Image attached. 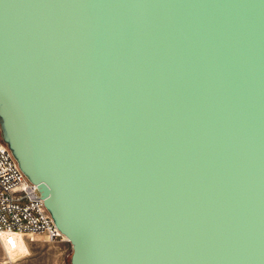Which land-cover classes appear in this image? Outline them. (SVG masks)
<instances>
[{"label": "water", "instance_id": "1", "mask_svg": "<svg viewBox=\"0 0 264 264\" xmlns=\"http://www.w3.org/2000/svg\"><path fill=\"white\" fill-rule=\"evenodd\" d=\"M0 130L71 264H264V0H0Z\"/></svg>", "mask_w": 264, "mask_h": 264}, {"label": "built area", "instance_id": "2", "mask_svg": "<svg viewBox=\"0 0 264 264\" xmlns=\"http://www.w3.org/2000/svg\"><path fill=\"white\" fill-rule=\"evenodd\" d=\"M39 233L51 241H69L55 224L37 184L0 137V240L5 244L8 235L24 238Z\"/></svg>", "mask_w": 264, "mask_h": 264}, {"label": "rangeland", "instance_id": "3", "mask_svg": "<svg viewBox=\"0 0 264 264\" xmlns=\"http://www.w3.org/2000/svg\"><path fill=\"white\" fill-rule=\"evenodd\" d=\"M4 241L6 245L0 240V264H71L69 241H51L43 233L24 238L8 235Z\"/></svg>", "mask_w": 264, "mask_h": 264}, {"label": "trees", "instance_id": "4", "mask_svg": "<svg viewBox=\"0 0 264 264\" xmlns=\"http://www.w3.org/2000/svg\"><path fill=\"white\" fill-rule=\"evenodd\" d=\"M0 137H1V139H2V141L4 142V140H3V138H2V135H1V132H0ZM5 143V142H4ZM6 144V143H5ZM7 145V144H6Z\"/></svg>", "mask_w": 264, "mask_h": 264}]
</instances>
